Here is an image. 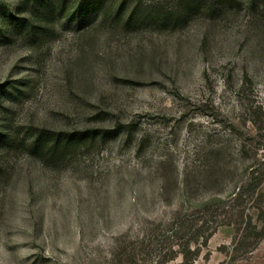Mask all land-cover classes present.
Listing matches in <instances>:
<instances>
[{
  "label": "rangeland",
  "instance_id": "obj_1",
  "mask_svg": "<svg viewBox=\"0 0 264 264\" xmlns=\"http://www.w3.org/2000/svg\"><path fill=\"white\" fill-rule=\"evenodd\" d=\"M18 1L0 0V264H264V0L79 18L67 0L32 36ZM38 129L101 134L40 157Z\"/></svg>",
  "mask_w": 264,
  "mask_h": 264
},
{
  "label": "trees",
  "instance_id": "obj_2",
  "mask_svg": "<svg viewBox=\"0 0 264 264\" xmlns=\"http://www.w3.org/2000/svg\"><path fill=\"white\" fill-rule=\"evenodd\" d=\"M103 1L104 0H81L79 4H76V8L72 12V15L79 18L95 13L101 7ZM67 3V0H61L57 6L58 8H54L53 5L47 3L45 0H19L15 8V12L17 13H13V15L10 16L9 25L13 28H20L26 31L27 35L32 36L35 31L42 29L40 23L43 18H51L55 15L62 17L64 14H67ZM28 7L30 10L26 18H21V13H26L25 9ZM133 13L130 15L132 16ZM5 19L6 15L0 13V30L4 24L8 22V20L6 21ZM100 134V131L94 130L54 132L38 129L37 134L31 140L30 149L34 155L40 157L43 155L58 157L70 151H74L83 144L96 140ZM182 229V227H176L175 231H173V236L167 239L170 240Z\"/></svg>",
  "mask_w": 264,
  "mask_h": 264
}]
</instances>
